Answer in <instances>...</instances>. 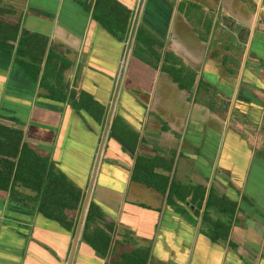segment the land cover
I'll return each mask as SVG.
<instances>
[{"label":"crops","instance_id":"0c3cea01","mask_svg":"<svg viewBox=\"0 0 264 264\" xmlns=\"http://www.w3.org/2000/svg\"><path fill=\"white\" fill-rule=\"evenodd\" d=\"M93 1L0 0V124L83 194L68 231L0 190V264H264V0H113L124 40ZM87 191L104 256L73 247Z\"/></svg>","mask_w":264,"mask_h":264},{"label":"trees","instance_id":"16d2710c","mask_svg":"<svg viewBox=\"0 0 264 264\" xmlns=\"http://www.w3.org/2000/svg\"><path fill=\"white\" fill-rule=\"evenodd\" d=\"M92 17L113 36L120 40L125 39L129 29L130 12L116 1L94 0ZM34 70L36 72V69ZM173 75L172 78L182 87L180 78ZM44 80L42 74L40 84ZM58 83L60 84L59 80ZM52 94L55 95L54 92ZM78 101L79 107L89 113L99 110L98 104L91 102L86 105L81 97ZM152 167L156 165L149 164V160L143 156H137L131 179L163 193L169 187L167 178L164 174L153 171ZM18 186L33 193L30 197L37 204L36 211L40 215L57 222L68 231L74 228L76 212L83 197L81 189L69 183L63 173L52 170L46 159L30 149L22 141L21 129L0 124V190L8 189L10 193L17 194ZM98 211L99 209L89 202L82 223L81 237L104 256L110 241L109 235L96 225H93L94 234L88 233L90 225L95 224L100 216Z\"/></svg>","mask_w":264,"mask_h":264},{"label":"water","instance_id":"95a60500","mask_svg":"<svg viewBox=\"0 0 264 264\" xmlns=\"http://www.w3.org/2000/svg\"><path fill=\"white\" fill-rule=\"evenodd\" d=\"M135 22L136 20L134 19L133 22H132V25H131V28H130V31H129V36H128V40H127V45H126V48H125V52H124V60L127 56V53H128V50H129V47H130V39L132 38V34H133V31H134V27H135ZM123 60V61H124ZM108 114H110V111L108 112ZM107 123V122H106ZM107 125V124H106ZM106 130V128H105ZM110 136H112L114 139H116L120 144H123L117 137L116 135H114L113 133H110ZM98 160V158H97ZM96 168V165L94 166V169ZM94 173V171H93ZM87 197H88V191L86 193V196H85V200H84V204H83V207H82V211H81V214H80V217H79V220H78V224H77V227L75 229V234H74V240H73V247L76 243V240L78 238V233H79V229H80V226L82 224V221H83V216H84V209H85V206H86V202H87Z\"/></svg>","mask_w":264,"mask_h":264}]
</instances>
